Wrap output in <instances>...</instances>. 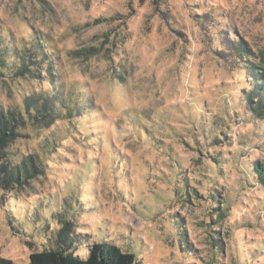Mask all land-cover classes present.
Returning a JSON list of instances; mask_svg holds the SVG:
<instances>
[{
	"label": "rangeland",
	"instance_id": "374dc122",
	"mask_svg": "<svg viewBox=\"0 0 264 264\" xmlns=\"http://www.w3.org/2000/svg\"><path fill=\"white\" fill-rule=\"evenodd\" d=\"M20 51L45 62L3 72L0 112L63 106L8 148L38 172L0 185L1 259L28 264L70 221L82 260L108 243L135 264H264V121L245 106L264 0H0V59Z\"/></svg>",
	"mask_w": 264,
	"mask_h": 264
},
{
	"label": "trees",
	"instance_id": "16d2710c",
	"mask_svg": "<svg viewBox=\"0 0 264 264\" xmlns=\"http://www.w3.org/2000/svg\"><path fill=\"white\" fill-rule=\"evenodd\" d=\"M237 52L246 54L248 50L239 43ZM20 51L13 53L14 62L11 68L8 66V59H4L3 54L0 59V76L8 69L14 78H22L28 74H33L38 78L37 72L42 71L45 59L34 53ZM8 56V55H7ZM251 77L255 84L245 97L246 110L253 118L264 121V81L259 67L252 65ZM258 72V73H257ZM63 103L59 98L48 97L45 95L32 94L26 96L23 101V111L0 112V185H20L25 183L29 177L37 174L36 164L31 157L23 158L16 165H12L8 158V148L17 138V130L26 124L37 129L47 128L56 121L57 108L62 107ZM244 106V110H245ZM261 121V122H263ZM252 172L256 180L264 186V164H253ZM74 229L70 221L63 224L58 232L56 239L57 248L33 252L29 255L28 264H135L132 254L122 252L118 247L108 243H94L87 248V258L82 260L74 256L72 252L76 248L75 237H69ZM0 264H11L10 261L0 258Z\"/></svg>",
	"mask_w": 264,
	"mask_h": 264
}]
</instances>
